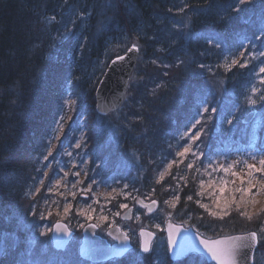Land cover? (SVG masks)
I'll return each instance as SVG.
<instances>
[{"label": "trees", "instance_id": "obj_1", "mask_svg": "<svg viewBox=\"0 0 264 264\" xmlns=\"http://www.w3.org/2000/svg\"><path fill=\"white\" fill-rule=\"evenodd\" d=\"M125 39L128 43L121 45ZM131 40L140 47L137 83L131 84L118 118L114 112L100 115L97 85L110 60L124 53ZM252 48L259 55L248 66L220 67L225 57ZM261 53L264 0H0V264H18L28 235L44 223L63 220L58 217L70 203L72 209L84 202L98 209L132 204L133 198L115 194L125 185L132 195L157 200L159 206L178 196L175 222L206 237L250 230L259 234L264 215L253 223L236 211L238 201L217 205L205 187L204 164L211 151L227 144L263 140L259 128L264 125L253 135L240 134L244 125L259 123H240L250 109H257L264 123ZM218 80L225 89L220 101L212 92ZM249 97L256 100L252 106ZM66 101L73 103L69 107ZM197 119L204 126L191 132L202 129L207 144H202L204 138L191 143L180 139L183 128ZM186 143L200 158L190 154L159 181V173L180 159L176 152ZM46 155L52 161L49 168L40 166ZM76 162L83 166V178L71 174L78 184L66 195L54 182H66L65 174ZM188 163L193 167L186 168ZM89 184L93 190L82 192ZM98 185L113 194L96 198ZM259 239L258 252L264 250V236ZM128 257L84 262L150 264ZM191 258L213 264L196 253L176 264H188Z\"/></svg>", "mask_w": 264, "mask_h": 264}, {"label": "rangeland", "instance_id": "obj_2", "mask_svg": "<svg viewBox=\"0 0 264 264\" xmlns=\"http://www.w3.org/2000/svg\"><path fill=\"white\" fill-rule=\"evenodd\" d=\"M128 41L129 40L125 39L121 43V45H123L124 43L127 44ZM133 42L134 43L131 45L138 46V44L135 41ZM119 45L120 43H117L115 47L119 48L120 47ZM241 52L244 53L242 57L240 56ZM241 52H239L234 56L225 57L220 67L221 68L224 67L223 65L225 64L226 59L227 62L230 63L233 58L239 60L240 63H246V66H248L250 62L252 60H255L256 57L259 55L257 52L254 51L253 48L251 50L245 52L241 51ZM237 65L239 66V64ZM135 72L136 70L134 69L129 81V87H128L126 99H128L130 96L129 88L131 84L135 82L137 83V76L135 75ZM212 92L214 94L215 93L217 94L218 96L217 99H219V101L224 97L225 89H224V85L220 83V80L217 81V87H215ZM205 94L208 96L209 92L206 90ZM248 104L250 106L253 105L250 104L249 102ZM124 106L125 107L127 106L125 105V102H123L120 108L116 112H114V115L117 114L120 110H122V108H125ZM251 110L257 111V109H250L244 112L240 117V123L242 125H244V123L242 122L243 117L246 115V113H248ZM258 114L259 113L257 111L256 116L252 121V123H255L256 121H259V123H255L253 127L250 128H246V126L244 125L243 127L240 128L241 135H244L248 131H251L250 135H253L255 134V132H258L257 126L264 125L262 121L263 120L262 116H259ZM116 118L118 117L116 116ZM203 123L205 122L201 121L200 125L204 126ZM190 128H191V124H189L188 127L183 128L182 134L185 131H189ZM259 129L263 131L264 128L261 127ZM205 137H206L205 135L200 136V138H204L202 143L203 145L209 142V140H207L209 137L207 138ZM183 140L188 141L190 143L192 142L188 140L187 137H185V139ZM263 141L264 138L261 141H253V138H250V142L246 141V139L241 140V142L237 143L235 147H232V145L227 144L228 146H225L224 148H219V150L216 149L214 151H211V153L208 155V159L205 160V164H204L206 177L208 179V182L205 184V187L210 189L211 194L215 196L214 198L216 199L215 201L217 205L231 204L234 201L240 200L242 193L236 191V189L241 186L244 188L249 187V185L247 184V179H248L246 175L247 169L244 167V162L246 161L249 164H256L257 167H259L258 161L261 158H264ZM49 143L53 145L54 143L53 139H50ZM179 150H182V147H180ZM202 154L205 155V152H202ZM48 155L42 158L40 166L42 167L45 166L49 168L52 165V161L49 160ZM197 155L198 158H200V155L199 154ZM45 157H47V160L45 159ZM253 157H255V159H253ZM237 161H239V163H237L233 169V171L237 173L236 176H233L230 173H225L219 167V165L221 164L227 166L228 164H232ZM72 167H75V171L74 170L72 171L71 169ZM72 167L70 168L69 171L66 172L67 173V175H65L66 182H62L63 179H59V178L54 182L56 186H59L63 189L66 195H68L69 192L71 193V190L76 188L78 184L76 183V181L74 180L72 181L69 178L71 174L73 175V179L75 176L79 177V179L83 178L84 169L82 164L79 165V163L76 162L75 164L72 165ZM76 173H79V175H76ZM256 175L261 180H264V177H261L259 173H257ZM241 178H243V180L245 181L243 185L241 184ZM67 180L69 181L71 180V181L67 182ZM58 181L59 183H57ZM222 181H224V183H222ZM253 184L257 185V187H253L251 193H247L243 195L245 196V199L252 198L254 196L255 200L258 201V203H256L255 205L247 206V210L254 215L253 220H251L250 222L254 223V219L257 220V217H255V213H258L260 209L264 207V191H260L257 194L259 187L258 181H253ZM126 188L127 187L125 186L118 189L116 188L115 194L118 195L121 192L122 197H128L129 199L133 198L132 204L126 203L127 208H129L132 205L134 206V210L130 220L121 219V215L127 209L121 207V205H123L121 203L119 204V207H114L112 209L103 208V206H101L100 209H98V207L97 208L94 207V204H92V202L91 203L84 202L85 204L79 203L75 209H72V203H70L68 205L69 211L65 213L63 209L60 216L58 217V218H64L63 221L67 222L70 228L75 231V236L73 237L69 246L63 251H58L54 249L51 242V231H52V225L55 221L52 222L51 224L49 222L44 223L39 229L36 230V232L34 231L28 235L29 238L26 241V249L24 250V252L20 251L17 254L18 264H21L20 262L21 259L26 264H86L84 260L81 259L79 256V245L82 239V229L87 223L90 222L96 223L99 226L98 233L103 237H106L111 243H113L114 241L107 236L106 231L113 225H119L122 229H124L132 239L133 248L128 253L129 254L128 258L132 259L131 261H133V263H137L141 261V262H148L150 264H176V261H173L170 258L168 245H167V238L164 229V224L166 219L170 218L174 220L173 217H175L176 215L175 207L173 208L171 207L170 203H166V202H171L172 200H166V202L162 206H159L157 200L146 199L145 197H143L141 194L138 193L132 195L131 191L127 190ZM221 188H223V192L220 191ZM91 190H93L92 184H89L87 187L81 189L82 192L83 191L90 192ZM75 192L77 194L78 192H80V189H77ZM94 193H95L94 196H96V198L99 197V195L113 194V192H108L105 189V187L102 185L96 186ZM87 198L88 196L85 199ZM139 200L155 201L157 203V207L154 211L150 212L146 207L140 206L138 204ZM102 216L107 217V219L101 220L100 217ZM65 218H67V220H65ZM143 227L148 228L156 233V238L154 239L151 250L148 253H144L140 249L141 241H140L139 230ZM22 229L25 231L26 228L24 227ZM28 244L30 245V248L27 247ZM68 257L70 258V261L67 259ZM188 264H202V263L198 262L196 259L191 258ZM255 264H264V250L256 252Z\"/></svg>", "mask_w": 264, "mask_h": 264}, {"label": "water", "instance_id": "obj_3", "mask_svg": "<svg viewBox=\"0 0 264 264\" xmlns=\"http://www.w3.org/2000/svg\"><path fill=\"white\" fill-rule=\"evenodd\" d=\"M132 46L133 45L129 46L124 53L117 55L110 60L97 85L95 101L96 111L100 115L106 116L116 112L126 99L129 81L140 57L139 47L138 51H128ZM118 56H124L125 59L116 60ZM114 60H116V63H113ZM256 113V110L249 111L243 117L242 122L244 124L251 123L254 120ZM152 202L153 201L139 200L138 204L146 207L148 211L152 212L157 207V203ZM133 210V205L127 208L121 215V219L130 220ZM169 225H171V228H169ZM98 229L99 226L94 222L87 223L83 227L82 239L79 245V256L81 259L90 263H102L112 259L122 258L132 250L133 243L131 237L119 225H113L106 231L107 236L114 241L113 243L109 242L106 237L100 235ZM164 229L169 255L173 261L183 260L190 254L196 253L202 255L209 263L213 264H216V261L210 258L203 245L200 244L201 239H224L230 236L246 235L249 232L255 231L250 230L247 232L233 233L218 237H206L194 227L177 223L170 218L166 219ZM139 235L141 251L144 252L143 247L147 246L149 250L144 253L150 252L152 243L156 238V233L143 227L139 230ZM74 236L75 231L70 228L67 222L57 220L53 223L51 242L54 249L58 251L65 250ZM125 236H127V239H125ZM258 241H260L259 234ZM258 246L259 242L256 243L255 247L251 250H242L243 256L250 254L254 257L252 264H255V254ZM240 264H245L243 259H241Z\"/></svg>", "mask_w": 264, "mask_h": 264}, {"label": "snow or ice", "instance_id": "obj_4", "mask_svg": "<svg viewBox=\"0 0 264 264\" xmlns=\"http://www.w3.org/2000/svg\"><path fill=\"white\" fill-rule=\"evenodd\" d=\"M240 4H244L245 0H239ZM180 11H183V9H180ZM237 11H239V9H237ZM217 47H219V45H216ZM136 50L138 51V46L137 45H133L132 48H130L128 51H133ZM244 55L243 52L240 53V56L242 57ZM262 56H264V53H261ZM125 57L124 56H118L116 58V60H124ZM116 60L113 61V63H116ZM153 63H155V61H153ZM237 64H239L240 67H245L246 63H240L239 60L233 58L231 60L230 63L226 62L224 64V68L226 71H231L233 66H236ZM201 67H204L203 65H201ZM210 70V69H209ZM260 72L264 73V67H260ZM262 83H264V81H261ZM253 93H255L257 91L256 88L252 89ZM261 99H264V95L261 96ZM248 102L250 104H255L256 100L252 99L251 97H249ZM69 107L71 106V104L73 103L72 101H66L65 102ZM203 111L207 112L208 109L205 107L203 109ZM213 112H215V109H212ZM61 120L64 119L63 116H61L60 118ZM230 123V121H229ZM200 124V120H195L194 123L191 124V128L189 129V131H185L181 136L180 139H184L185 137L188 138V140L195 142L197 140H199L200 136H201V130H197L195 132H191L192 129H196V126ZM191 132V135H190ZM77 147H79V144H77ZM182 150H179L176 152V157L180 158L179 160L177 159H173L169 164H167L166 168L164 171L159 173V181H163L166 175L170 174V169H172L173 165H176L177 167L179 166L180 163H183L184 158H187L188 155L191 153L192 156H196V152L193 151L192 148V144L190 143H186L184 145L181 146ZM51 150H49V155H51ZM45 159H47V157H45ZM253 159H255V157H253ZM239 163V161L234 162L232 164H228L227 166L225 165H219L220 169L223 170L225 173H230L233 176H236L237 173L235 171H233L235 165ZM259 167H257L256 164H249L246 161L244 162V167L247 169L246 175L248 177L247 179V184L249 185L248 188H244V187H239L236 189V191L242 193L241 198L238 202H236V211H238L240 216L245 217L247 220L251 221L254 218V215L251 214L248 210H247V206L249 205H255L256 203H258V201L255 200L254 196L252 198H248L245 199V196L243 194H247V193H251V190L253 187H257V185L253 184V181H258L259 187H258V192L260 191H264V180H261L260 178L257 177V173L260 174L261 177H264V158H261L258 161ZM193 164L192 163H188L186 164V168H192ZM215 170V169H214ZM67 175V173L65 174ZM76 175H79V173H76ZM175 178V177H173ZM186 177H181V179H185ZM158 181V182H159ZM244 180L243 178H241V184H244ZM59 183V181L57 182ZM222 183H224V181H222ZM41 184H43V181H41ZM75 186V185H73ZM125 187H127V185H125ZM201 188H203V181H201ZM115 191V190H114ZM221 192H223V188L220 189ZM36 192H39V188L36 189ZM198 195H202L203 193H197ZM188 200H192V196H188L187 197ZM179 200V197H173V200L171 202H166V203H170L171 207H175L176 202ZM235 202V201H234ZM152 203H155V201H153ZM197 203H200L199 201H197ZM241 205L245 206L244 210H241ZM200 206L202 208L207 209L208 205L206 204H200ZM227 206V204L225 205ZM121 207L127 208V204H123L121 205ZM69 211V206H65L64 207V212L67 213ZM83 214V213H82ZM228 213L225 212L224 215H227ZM118 215V213H117ZM211 215L213 216H218L219 214L216 212H212ZM260 215H264V207H262L260 209V211L258 213H255V217H259ZM220 219H223V216H219ZM101 220H106L107 217H100ZM169 228H171V225H169ZM259 234L261 236H264V222L261 223V226L259 228ZM125 239H127V236H125ZM258 232L257 231H252L247 233L246 235H239V236H230V237H226L224 239H215V240H210V239H201L200 240V244L203 245L204 249L206 250V252L209 254L210 258L214 261H216V264H240L241 259L244 260L245 264H252V262L254 261V257L252 255H247V256H243L242 255V250L244 249H253L256 245V243H258ZM149 249L147 246L143 247V251L147 252Z\"/></svg>", "mask_w": 264, "mask_h": 264}, {"label": "bare ground", "instance_id": "obj_5", "mask_svg": "<svg viewBox=\"0 0 264 264\" xmlns=\"http://www.w3.org/2000/svg\"><path fill=\"white\" fill-rule=\"evenodd\" d=\"M140 58V57H139ZM139 61V60H138ZM137 64H138V62H137ZM137 66V65H136ZM136 68V67H135Z\"/></svg>", "mask_w": 264, "mask_h": 264}]
</instances>
